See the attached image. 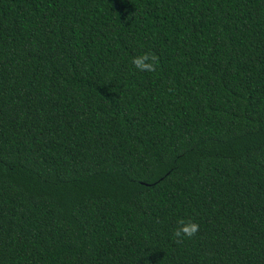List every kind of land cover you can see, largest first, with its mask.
Returning a JSON list of instances; mask_svg holds the SVG:
<instances>
[{
  "label": "trees",
  "instance_id": "obj_1",
  "mask_svg": "<svg viewBox=\"0 0 264 264\" xmlns=\"http://www.w3.org/2000/svg\"><path fill=\"white\" fill-rule=\"evenodd\" d=\"M0 264H264V0H0Z\"/></svg>",
  "mask_w": 264,
  "mask_h": 264
},
{
  "label": "clouds",
  "instance_id": "obj_2",
  "mask_svg": "<svg viewBox=\"0 0 264 264\" xmlns=\"http://www.w3.org/2000/svg\"><path fill=\"white\" fill-rule=\"evenodd\" d=\"M156 57L150 52H142L132 58L131 63L137 71L152 72L155 70ZM176 227L172 230V236L177 240L192 238L198 231V224L185 219H177Z\"/></svg>",
  "mask_w": 264,
  "mask_h": 264
}]
</instances>
